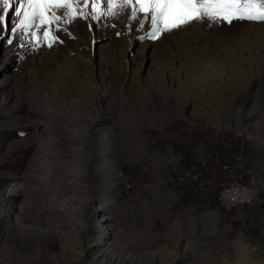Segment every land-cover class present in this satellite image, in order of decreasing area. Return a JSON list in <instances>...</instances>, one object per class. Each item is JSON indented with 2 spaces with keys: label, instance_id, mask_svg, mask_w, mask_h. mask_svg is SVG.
<instances>
[{
  "label": "rangeland",
  "instance_id": "rangeland-1",
  "mask_svg": "<svg viewBox=\"0 0 264 264\" xmlns=\"http://www.w3.org/2000/svg\"><path fill=\"white\" fill-rule=\"evenodd\" d=\"M77 7L88 11L83 4ZM105 7L103 0L96 5L97 13ZM65 11L53 10L64 18L48 29L28 30L36 32V40L24 31L11 32L14 8L7 31L0 27V83L7 86L0 90V104L4 101L10 114L0 115V121H12L0 127V186L21 187L9 209L12 230L0 236V262L6 264L10 256L4 253L6 241L14 258L34 259L37 254L38 264H87L97 255L80 257V247L63 255L60 237L72 226L59 205L70 191H55L58 170L38 168L41 132L28 126L29 118H38L25 105L16 108L17 91L32 84L23 76L32 73L38 84V73L47 70L51 77L72 74L87 91L84 104L95 106L93 114L100 112L107 120L98 128L108 127L116 137L119 205L107 228L113 233L111 241L120 236L124 257L136 258L139 264H264V249L260 257L250 253V248H264V187L258 186L264 184V23L205 20L152 40L147 37L150 19L142 14L131 19V7L72 22ZM206 29L217 32L215 38ZM45 30L55 36L51 46ZM100 36L102 41L97 40ZM80 59L89 66L74 64ZM93 90H98L96 95ZM53 105L44 108L42 119L58 120L60 112ZM79 125L87 126H69L76 130ZM251 133L261 143L253 142ZM20 145L25 146L22 153L16 152ZM44 178L46 187L39 184ZM81 184L90 194L87 181ZM233 185L249 192L255 203L226 208L221 198ZM97 205L89 201L83 218L92 224L91 232H105L106 226L97 225L102 214L92 213ZM15 219L21 220L25 234ZM2 224L0 232L8 225Z\"/></svg>",
  "mask_w": 264,
  "mask_h": 264
},
{
  "label": "bare ground",
  "instance_id": "bare-ground-1",
  "mask_svg": "<svg viewBox=\"0 0 264 264\" xmlns=\"http://www.w3.org/2000/svg\"><path fill=\"white\" fill-rule=\"evenodd\" d=\"M206 32L208 35H210V38H215L217 34V32H210L209 29H206ZM249 34L250 33L247 35ZM227 39H229V37ZM97 40L102 41L103 37L100 36V39ZM212 49L215 50L216 47H213ZM74 64H78L79 66H89L86 59L75 61ZM9 68L10 67H8L7 70ZM30 71L31 70H29V72ZM23 78L27 82L32 81L30 82L32 84H30L31 86L29 85V87L25 86V88L21 90L19 89L17 91L18 93L15 92V94L17 93L18 96V99L15 100V104L16 108H20L21 105H25L30 113L38 118V120L35 118H29L30 122L28 124L30 129H35L34 131L39 130V133L41 132V134H38V143L40 144V147L38 146V160H36V162L38 161V168H46L50 170V173H52V170H58L55 171V173H58V176L53 172L55 174V182L58 184V189H55L57 194L58 191L71 192V190H76V192H69V194L67 192L66 198L64 197V202L60 203L59 205V211L61 212V215L65 216L66 214L68 217H70L69 222H71L72 226L69 230H67L66 227L67 231L64 230L65 232L62 234L60 233L63 246L62 248L64 249L63 255L67 257L71 249L80 247V257H85L95 253L97 254L96 256H93V258L87 262V264H95L99 259H102V264L108 260V263L110 264H139L138 259L136 258L129 256L124 257V255H127L123 254L121 246L118 244V240L121 239L119 238L120 236L116 234L118 237L111 241L113 233H111L107 228V225H110L116 219V209L119 205L117 201V187L120 184L118 183L120 176L117 174V166L114 162V159L118 154V152L115 151L114 144L116 137L111 132L112 130L110 131V128H98L100 123L104 122L106 118H104L100 112H98L97 115L93 114L96 110L95 106L92 107L84 104V101L86 100L84 95L87 94V91L86 89H82L78 86L77 82L74 80V77L70 73L51 77V72L49 76L47 70H45L43 73H38V84H36L37 80L32 73L26 74L23 76ZM81 82L86 86L87 77L85 73H82ZM6 87L7 86L5 83H0V90L5 89ZM92 92H94L96 95L98 90H93ZM53 97L54 102L52 101ZM5 104L6 103L4 101L0 104V115L4 114L8 116L10 114L7 113L8 110L5 109ZM51 104H54V108H58L60 112L57 121L54 119H42V117L46 116L45 109ZM67 114H70V117H72L71 120ZM92 114L94 115V117H92L94 118L93 120L90 119ZM4 119L5 120L0 121V127L3 126L4 128L12 125V121H10V119L6 120L7 117H4ZM90 120L91 122H89ZM118 120L120 119L118 118ZM77 123H84L87 124V126L85 128L84 125H79L80 127L76 130L70 128L69 125H77ZM135 129L137 130V134L139 130L138 125L135 126ZM44 136H46L47 139L44 138ZM250 138L253 142L261 143V141L256 138L254 134L252 135V133ZM45 145L49 147L47 148ZM51 146H59V148L52 150L50 149ZM22 148H25V146L20 145L16 152L22 153ZM94 180L99 181L100 186H97V182H93ZM84 181H87V184L90 185L89 187L92 188L90 190V194L92 195L88 193V190L85 187H83V189H86V191L83 190L85 193L80 189L82 187L81 183ZM47 182L48 180L44 178L39 181V184L40 186L46 187L48 186ZM252 185L255 186V182L252 183ZM258 186L259 188L263 189L262 187H264V184H259ZM20 192L21 187H19L18 184L14 185L12 183L7 186H0V226L3 225L2 223L4 222L8 223V225H5V227H7L6 230L0 232V236L4 237L12 230L9 209H11L12 203ZM38 194L40 200L44 198L40 192H38ZM251 198L254 197L249 192L239 189L236 187V185H233V188L230 189L229 193L221 198V202L226 208L230 209L239 206L237 203L244 205L248 204L250 201H254L255 203L256 198L253 200ZM89 201L91 204L98 203V205L95 206V209H92V213L95 215L99 213L102 214V218L97 221V225H101L100 227L106 226L107 231H105V229V232H91L92 224H88L83 218L86 212L87 203H89ZM64 220L66 222V218H64ZM14 221V224L18 225L19 227L21 220L15 219ZM19 231L22 234H25V228L23 226L19 227ZM120 242H122V240ZM261 249L264 248H250V253L260 257L259 253ZM6 252L10 254V256L5 260L6 264H38L37 254L34 256V259L25 255H17L14 258V250L9 241H6L4 244V253ZM260 258L262 261H264V256ZM0 264H2V262H0Z\"/></svg>",
  "mask_w": 264,
  "mask_h": 264
},
{
  "label": "snow or ice",
  "instance_id": "snow-or-ice-1",
  "mask_svg": "<svg viewBox=\"0 0 264 264\" xmlns=\"http://www.w3.org/2000/svg\"><path fill=\"white\" fill-rule=\"evenodd\" d=\"M103 0H0V27L7 31L9 11L14 8L16 23L11 28L27 32L33 40L38 39L34 30L48 29L64 17L56 15L54 9H64L66 18L72 22L75 19L88 18L97 13L96 5ZM87 6L88 11H82L78 5ZM131 7V19L142 16L150 19L151 31L147 33L149 39L155 40L162 34L177 30L193 22L228 23L233 21H248L264 23V0H106V7L93 18L115 15L117 9L124 10ZM143 29V22L140 25ZM44 38L51 42L55 36L50 31H44ZM9 43L12 41L9 40Z\"/></svg>",
  "mask_w": 264,
  "mask_h": 264
},
{
  "label": "built area",
  "instance_id": "built-area-1",
  "mask_svg": "<svg viewBox=\"0 0 264 264\" xmlns=\"http://www.w3.org/2000/svg\"><path fill=\"white\" fill-rule=\"evenodd\" d=\"M181 181H182V179H181Z\"/></svg>",
  "mask_w": 264,
  "mask_h": 264
}]
</instances>
